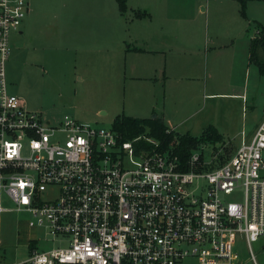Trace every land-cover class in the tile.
<instances>
[{"label": "built area", "instance_id": "1", "mask_svg": "<svg viewBox=\"0 0 264 264\" xmlns=\"http://www.w3.org/2000/svg\"><path fill=\"white\" fill-rule=\"evenodd\" d=\"M28 11V0H0V221L11 201L56 244L9 264H244L238 238H264V119L222 163L204 144L183 161L146 135L47 120L8 86L11 35Z\"/></svg>", "mask_w": 264, "mask_h": 264}, {"label": "crops", "instance_id": "2", "mask_svg": "<svg viewBox=\"0 0 264 264\" xmlns=\"http://www.w3.org/2000/svg\"><path fill=\"white\" fill-rule=\"evenodd\" d=\"M28 1L29 11L16 31L20 38L17 45L42 38L48 43L46 47L76 51L83 60L81 69L97 77L91 86L87 84L92 82L91 77L82 75L81 79L85 92H94L93 101L98 104L99 113H106L113 105L119 107L127 96L125 84L136 83L145 86V91L138 93L132 85L135 93H131L130 107H142V113L162 118L176 130L168 117L179 113L184 94L189 106L191 99L188 98H193L196 88L194 84L183 87L182 82L195 77L204 59L208 62L210 58L215 63L227 61L232 70L241 65L255 77L264 75L261 70L264 66V40L252 49L253 40L264 39V0H257V5L256 0H248L246 16L240 12V0H219L227 9L218 12L217 17L227 21L229 28L217 36L209 35V25L204 30L201 26L205 25L203 20L201 22L195 13L187 12L182 0H127L126 12L120 10L117 0ZM195 1L203 3L206 0ZM256 6L260 10L255 11ZM136 11L147 14L136 16ZM179 46L190 53L188 62L184 61L187 56L173 53L168 57L170 50L174 52ZM211 51L215 53L209 57ZM169 58L173 62L171 65ZM174 64L176 69H171ZM188 66L191 68L187 69ZM235 92L230 95L241 96L242 92ZM168 94L173 107L171 114L166 115L162 106L168 104ZM220 94L224 93L213 88L209 95ZM52 113L63 115L55 110ZM263 119L264 111L254 131ZM186 121L187 118L182 124Z\"/></svg>", "mask_w": 264, "mask_h": 264}, {"label": "rangeland", "instance_id": "3", "mask_svg": "<svg viewBox=\"0 0 264 264\" xmlns=\"http://www.w3.org/2000/svg\"><path fill=\"white\" fill-rule=\"evenodd\" d=\"M182 1L185 2L187 12H193L199 16L201 22L203 20L205 25L201 26L204 30L209 25L210 36L221 35L229 28L227 21L217 17L218 12L227 9L223 2L219 0H206L203 3L194 2V0ZM247 1L245 0L246 5ZM254 3L257 5L259 2L256 0ZM247 10L246 6L245 12ZM258 10L260 8L256 6L255 11ZM240 12L244 16L242 5ZM19 40L16 31L12 32L11 53L6 64L8 86L10 92L19 95L24 100L29 110L43 112L44 118L53 122H57L68 114L106 130L113 129L114 118L119 113L138 118H148L152 115L142 113L144 109L142 107L136 109L130 107L131 93L134 94L135 90L138 93L145 91V86L130 82L125 84L127 96L123 98L119 107L113 105L106 113H99L98 104L93 101L94 92H85L84 82L81 79L82 75L87 78L91 77L92 82L87 83L91 86L97 77L95 74H86L81 69L83 66L80 64L83 60L79 58L76 51H64L63 49L60 51L55 50V47H46L48 43L42 38L24 42V45L21 43L17 45ZM173 53L175 56H187L184 58L185 62H188L191 57L190 53H187L181 46L174 49V52L170 50L168 57ZM214 53L211 51L208 54L209 57H212ZM172 63L169 58V64ZM170 68L176 69V65ZM190 68L191 66L187 67V69ZM198 68L194 78L191 77L192 79H185L182 82L183 87H190L194 84L196 88L193 98H188L191 99L189 106L186 104L187 99L184 94L179 113L170 116L173 106L168 94L166 97L168 104L162 106V111L169 115V120L180 134L190 131L189 133L200 136L209 125H214L223 138L204 142L205 159H211L216 151L219 152V156L223 155L226 159L234 155L241 145L242 131H245L248 138H251L254 127L263 117L264 75L258 74L255 77L248 68L241 65L232 70V65H229L227 61L215 63L210 58L208 62L204 59ZM188 74L194 75L190 71ZM213 88H217L220 93L224 94L209 95ZM185 90L187 89L184 88ZM235 91L242 92L241 96L230 95L237 93ZM176 97H178L177 94ZM53 110L60 111L63 115L57 116L52 113ZM185 118L188 121L182 124ZM55 192L56 190H53V193ZM5 206L12 210H6L1 215L0 264H9L26 258L33 247L43 249L56 244L54 241H47L46 238L49 236H46L44 232L35 231L30 227V214L15 210L16 206L11 201H5ZM235 248L244 264H264V238L249 244L239 237ZM195 262V259H186L184 264H196Z\"/></svg>", "mask_w": 264, "mask_h": 264}, {"label": "trees", "instance_id": "4", "mask_svg": "<svg viewBox=\"0 0 264 264\" xmlns=\"http://www.w3.org/2000/svg\"><path fill=\"white\" fill-rule=\"evenodd\" d=\"M119 8L122 12L128 10L127 0H117ZM242 13L245 15V0H241ZM144 11H136V16L146 15ZM263 38V37H262ZM264 39H255L252 43V49L261 45ZM264 73V66L262 67ZM113 129L117 131L123 140H133L141 135H146L158 141L157 149L162 151H172L177 154L183 161H186L193 150L199 148L207 140L215 141L223 138L214 125H209L200 136L193 135L189 132L180 134L173 130L166 124V122L159 117L138 118L126 114H119L114 118ZM146 148H155L156 146L144 137L138 142ZM205 155V152H203ZM205 158V156H204ZM225 156H220L219 163H222Z\"/></svg>", "mask_w": 264, "mask_h": 264}]
</instances>
